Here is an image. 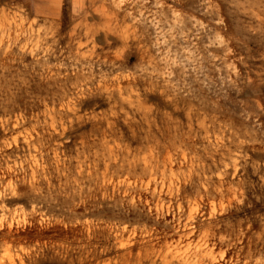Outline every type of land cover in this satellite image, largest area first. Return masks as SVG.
Segmentation results:
<instances>
[{
    "label": "rangeland",
    "instance_id": "1",
    "mask_svg": "<svg viewBox=\"0 0 264 264\" xmlns=\"http://www.w3.org/2000/svg\"><path fill=\"white\" fill-rule=\"evenodd\" d=\"M112 4L0 0V264H165L142 180L203 169L205 263L264 264V0Z\"/></svg>",
    "mask_w": 264,
    "mask_h": 264
},
{
    "label": "bare ground",
    "instance_id": "2",
    "mask_svg": "<svg viewBox=\"0 0 264 264\" xmlns=\"http://www.w3.org/2000/svg\"><path fill=\"white\" fill-rule=\"evenodd\" d=\"M124 1L113 0L111 6L113 12H110L109 8L105 6L97 11L96 15H99V20L106 25H111L116 20L117 9ZM208 1L210 4L216 2V0ZM93 48L89 51L93 52ZM232 171L235 173L238 171L236 162L234 167H228L225 174ZM201 173L198 174L197 179L201 182V185L197 186V190L193 195L187 189L182 188L181 195H179L181 200H174L177 192L180 193L181 187L179 189L175 188L173 181H170L165 175L163 177L150 176L143 179V183L141 181L142 186L152 192L151 198L146 195L144 197L147 203L154 204L156 212L165 210L170 212L177 209L180 213V218L177 220V230L170 233H162L157 230L154 240L153 238L150 239L147 244L153 245L151 250L156 255L159 254L165 264H206L208 257H212L214 254L215 247H213L210 239L212 222H203L198 219V215H201V218L204 219H209L215 215V205L209 200L213 196L211 186L214 185L216 191L222 192L226 184L222 174H218L214 178L207 176L209 174L206 169H203ZM202 175L205 177L203 178ZM187 180L190 181V178ZM191 180L194 181V178L192 177ZM158 194H165V198L161 199ZM141 198H143L142 195ZM9 232L11 233V231ZM247 248L249 249L248 256L254 257L256 254L253 253L252 245H248ZM212 261V264L216 263V259L213 258ZM223 264H227V262Z\"/></svg>",
    "mask_w": 264,
    "mask_h": 264
}]
</instances>
